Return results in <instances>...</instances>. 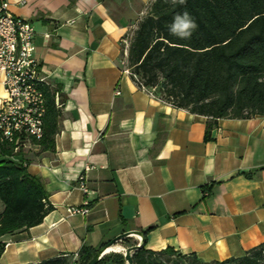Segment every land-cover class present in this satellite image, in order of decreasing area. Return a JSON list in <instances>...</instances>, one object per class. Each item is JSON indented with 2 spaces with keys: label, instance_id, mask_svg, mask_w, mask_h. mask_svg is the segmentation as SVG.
I'll use <instances>...</instances> for the list:
<instances>
[{
  "label": "crops",
  "instance_id": "1",
  "mask_svg": "<svg viewBox=\"0 0 264 264\" xmlns=\"http://www.w3.org/2000/svg\"><path fill=\"white\" fill-rule=\"evenodd\" d=\"M0 1L32 24L34 57L64 99L54 149L13 156L42 179L52 210L0 238V264L73 259L131 232L147 250L206 263L264 243V117L218 119L207 138L206 117L122 73V40L149 0ZM83 201L88 213H72Z\"/></svg>",
  "mask_w": 264,
  "mask_h": 264
},
{
  "label": "trees",
  "instance_id": "2",
  "mask_svg": "<svg viewBox=\"0 0 264 264\" xmlns=\"http://www.w3.org/2000/svg\"><path fill=\"white\" fill-rule=\"evenodd\" d=\"M187 13L196 27L190 37L170 32L177 15ZM128 67L147 90L171 106L207 118L206 137L218 119L264 117V0H152L137 24L128 48ZM55 86L45 88L43 137L32 142L40 151L54 149L61 106ZM13 146L0 143V238L38 225L52 210L44 183L14 161ZM82 247L73 260L59 256L28 264H86L99 250ZM3 244L0 242V255ZM264 264V243L238 258L202 262L166 248L141 247L133 264ZM95 264H126L111 252Z\"/></svg>",
  "mask_w": 264,
  "mask_h": 264
},
{
  "label": "built area",
  "instance_id": "3",
  "mask_svg": "<svg viewBox=\"0 0 264 264\" xmlns=\"http://www.w3.org/2000/svg\"><path fill=\"white\" fill-rule=\"evenodd\" d=\"M34 34L29 20L13 15L8 3L0 1V143L13 146L14 154L28 145L37 146L31 141L38 142L43 137L44 90L53 87L34 57ZM130 41L127 37L122 40V73L132 76L141 89L147 90L128 67ZM148 91L153 93V89ZM115 94L120 93L116 90ZM54 97L58 103L59 93ZM82 180L81 177L79 187L86 193ZM87 205L88 202L83 201L81 207L71 212L85 215L89 211ZM77 257V253L74 254L73 260Z\"/></svg>",
  "mask_w": 264,
  "mask_h": 264
},
{
  "label": "water",
  "instance_id": "4",
  "mask_svg": "<svg viewBox=\"0 0 264 264\" xmlns=\"http://www.w3.org/2000/svg\"><path fill=\"white\" fill-rule=\"evenodd\" d=\"M132 233L139 234L140 240H139V242L137 244L124 249L122 254L124 256L126 264H133V262H132V254L136 250H138L141 247H143L142 235L140 233H137V232L123 233V234L119 235L117 238L113 239L105 247H103L101 250H99L86 264H95L96 262H98L103 256H105L108 253H111V252L104 253V250L106 248H109V247L115 245L117 242H120L123 239L129 237Z\"/></svg>",
  "mask_w": 264,
  "mask_h": 264
},
{
  "label": "clouds",
  "instance_id": "5",
  "mask_svg": "<svg viewBox=\"0 0 264 264\" xmlns=\"http://www.w3.org/2000/svg\"><path fill=\"white\" fill-rule=\"evenodd\" d=\"M175 2V0H173ZM183 3V0H180ZM196 27L195 23L189 17L187 13H184L182 16L177 15L174 18V22L170 27V32L174 35H177L181 38L190 37L192 30Z\"/></svg>",
  "mask_w": 264,
  "mask_h": 264
},
{
  "label": "rangeland",
  "instance_id": "6",
  "mask_svg": "<svg viewBox=\"0 0 264 264\" xmlns=\"http://www.w3.org/2000/svg\"><path fill=\"white\" fill-rule=\"evenodd\" d=\"M151 2H152V0H149V4H148V6H147L146 9L142 12V14L138 17V18H139V21H140L143 17H145L147 11L149 10V7H150ZM139 21H137V24H138ZM137 24H136V26H137ZM135 29H136V28H135ZM135 29H134V30H135ZM134 30H133L131 33H129V35H126V37H127V38H130V40H131V37H132V35H133ZM130 70H131V69H130ZM113 248H118V249H122V250H123V249H126V248H124V247L121 248V247L119 246V244H115V246H113ZM122 252H123V251H121V253H122ZM183 262H184V264H193L192 259H191L190 257H187L186 259H184Z\"/></svg>",
  "mask_w": 264,
  "mask_h": 264
},
{
  "label": "bare ground",
  "instance_id": "7",
  "mask_svg": "<svg viewBox=\"0 0 264 264\" xmlns=\"http://www.w3.org/2000/svg\"><path fill=\"white\" fill-rule=\"evenodd\" d=\"M131 235H136V236L139 237V234L132 233ZM113 246H115V245H113ZM113 246H111V247H109V248H106V249L104 250V253H107V252H121V251H123L122 249L113 248Z\"/></svg>",
  "mask_w": 264,
  "mask_h": 264
}]
</instances>
